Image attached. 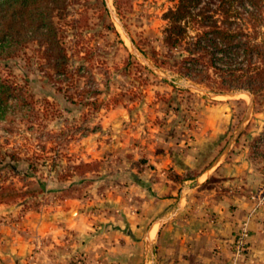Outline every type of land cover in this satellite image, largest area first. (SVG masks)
<instances>
[{
	"label": "rangeland",
	"instance_id": "1",
	"mask_svg": "<svg viewBox=\"0 0 264 264\" xmlns=\"http://www.w3.org/2000/svg\"><path fill=\"white\" fill-rule=\"evenodd\" d=\"M61 1L66 6L56 10L59 40L79 72L56 73L39 51L41 38L30 33L11 54L0 55V75L16 80L26 96L23 102L10 96L0 104V191L8 188L0 195L9 197V183L12 191L24 193L0 201V237L9 231L15 257L24 240L28 264H36L44 249L56 260L55 248L69 251L72 264H90L92 254L82 248L85 237L96 235L101 220L115 211L109 196L122 193L135 177L131 158L141 140L157 141L159 152L195 154L200 148V156L196 153L181 173L159 171L174 190L173 201L188 193L186 187L198 186L195 178L210 154L227 152L225 162L238 173L233 194H247L264 228V103L249 105L247 94L218 93L183 73L187 36L174 45L164 39L167 12L178 0ZM217 2L201 0L192 11L211 12ZM239 10L246 14L245 7ZM240 21L250 25L246 18ZM190 22L185 24L191 39L198 26ZM255 22L258 39L264 38V7ZM223 183L212 172L202 184L215 187L219 196L229 190ZM189 201L187 212H204L214 221L213 211ZM70 204L91 221L84 236L66 228L59 241L31 223Z\"/></svg>",
	"mask_w": 264,
	"mask_h": 264
},
{
	"label": "crops",
	"instance_id": "2",
	"mask_svg": "<svg viewBox=\"0 0 264 264\" xmlns=\"http://www.w3.org/2000/svg\"><path fill=\"white\" fill-rule=\"evenodd\" d=\"M232 140L229 139L224 148ZM156 142L152 139L139 141L131 158L137 165V168H131L135 177L127 182L128 186L124 183L127 179L123 181L122 193L109 196V204L115 207V211L101 220L96 235L85 237L82 248L92 254L90 264H228L236 234L244 221H247L250 234L240 264H259L264 259L263 220L255 212L256 207L247 194H233L238 173L231 162H225L228 153L217 151L210 154L204 162L205 168L195 178L198 186L186 187L188 193L184 192L182 197L173 201L174 190L159 176V171L170 168L181 173L192 166L197 155L200 156V148H197V155L168 148L159 152ZM138 148L144 152L139 154ZM212 172L229 187L227 194L218 196L213 191L215 187L202 184ZM189 199V202L213 211L214 221H210L204 212H187L185 204ZM56 212L42 218L38 215L31 223L39 232L53 234L59 241L67 232L66 228L83 236L91 228L87 215L72 204ZM0 238V264H28L24 260L28 250L24 240L19 254H16L19 258L15 257L9 231ZM51 252L45 249L37 252L36 264H72L67 258L69 251L55 248L53 252L58 258L54 261Z\"/></svg>",
	"mask_w": 264,
	"mask_h": 264
},
{
	"label": "trees",
	"instance_id": "3",
	"mask_svg": "<svg viewBox=\"0 0 264 264\" xmlns=\"http://www.w3.org/2000/svg\"><path fill=\"white\" fill-rule=\"evenodd\" d=\"M61 2L0 0V55L11 54L15 45H21L23 37L30 33L41 38L39 51L47 56L46 63L56 73L63 77H73L75 72H79L80 65L71 67L66 46L59 40L55 16L60 17L56 10L66 6ZM200 2L178 0L177 5L167 12L169 24L166 27L165 42L174 45L186 36L188 39V53L181 57L183 73L204 82L218 93L247 89L252 93L255 104L264 103V38L258 39L255 22L264 7V0H218L213 10L217 15L206 8L193 12V8ZM239 6L246 8L245 15ZM244 18L250 25H243L240 20ZM190 21L198 26L191 39L188 38L190 35L185 24ZM194 74H197L196 77ZM24 93L16 80H8L0 75V104L6 103L10 96L23 102L26 100ZM262 133L264 137V131ZM9 156L16 158L14 153ZM5 189H8L7 186H1V191ZM13 189L9 183V197L0 195V201L10 202L18 194H24Z\"/></svg>",
	"mask_w": 264,
	"mask_h": 264
},
{
	"label": "built area",
	"instance_id": "4",
	"mask_svg": "<svg viewBox=\"0 0 264 264\" xmlns=\"http://www.w3.org/2000/svg\"><path fill=\"white\" fill-rule=\"evenodd\" d=\"M249 234L250 232L247 221H244L236 234L232 248V255L228 264H240L241 257L248 246Z\"/></svg>",
	"mask_w": 264,
	"mask_h": 264
},
{
	"label": "water",
	"instance_id": "5",
	"mask_svg": "<svg viewBox=\"0 0 264 264\" xmlns=\"http://www.w3.org/2000/svg\"><path fill=\"white\" fill-rule=\"evenodd\" d=\"M122 27H123V25H122ZM132 46L135 48V45H134V43H132ZM192 86H194L193 84H191ZM241 92H246V93H248V95L250 96V101H249V105L253 102V95H252V93L249 91V90H247V89H236V90H230V91H226V92H223V93H225V94H230V95H235V94H239V93H241ZM237 137V135L235 134L234 136H233V140L235 139Z\"/></svg>",
	"mask_w": 264,
	"mask_h": 264
},
{
	"label": "bare ground",
	"instance_id": "6",
	"mask_svg": "<svg viewBox=\"0 0 264 264\" xmlns=\"http://www.w3.org/2000/svg\"><path fill=\"white\" fill-rule=\"evenodd\" d=\"M240 94V93H239ZM241 94H247L248 95V93H246V92H241Z\"/></svg>",
	"mask_w": 264,
	"mask_h": 264
}]
</instances>
